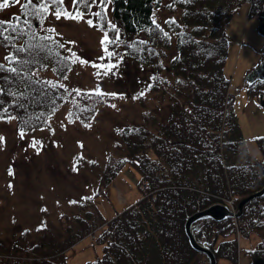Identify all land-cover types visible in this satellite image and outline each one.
I'll use <instances>...</instances> for the list:
<instances>
[{"label":"rangeland","instance_id":"1","mask_svg":"<svg viewBox=\"0 0 264 264\" xmlns=\"http://www.w3.org/2000/svg\"><path fill=\"white\" fill-rule=\"evenodd\" d=\"M171 1L175 4L173 8L169 9V6H164L162 9L158 7L156 10L158 19L167 24L169 29H173L174 25L166 23V18L171 16L180 19L182 9L177 0ZM238 1L240 0H228L231 7H234ZM2 2L3 0H0V3ZM63 7L71 11L72 0H64ZM110 7L111 3L108 5V11ZM21 9H23L21 4H13L12 0H9V6L0 9V20L15 22L17 16L23 13ZM100 10L95 7L92 9L93 12ZM258 10H260V18H264V6L256 7L255 1L244 0L235 6L233 15L226 21L225 31L229 45L224 62V72L233 82L241 86L238 91L233 90V107L236 109V118H238L248 150L257 159L264 161V147L262 149L260 147L264 146V139L261 141V145L258 142L260 141L258 137L264 135V106L258 102V97L247 94L244 80L247 68L257 64L258 60L264 56V34L258 28L260 18L258 14H253ZM50 11H54V8ZM93 19L96 18L93 17ZM32 23L35 28L32 27L30 31H36L38 36L52 35L40 28L36 20L34 22L33 19ZM43 27L55 28L60 34L55 38L65 44L66 48H71L78 57L90 63L69 62L64 66L70 70L63 74L54 72L53 68L57 66V61L62 57L70 56L71 53L50 43L59 56L53 54V59H51L45 58L41 53L39 57L35 58L39 61L38 63L23 65L25 70L29 66L32 74L36 73L31 77V82L25 76L26 72L21 69L22 75L19 78L21 85H25V94L16 96V99L19 97L18 100L24 107L17 108L23 110L28 103H31L32 107H40L42 114L47 105L60 101L62 98L63 102L55 107L57 108L54 109L55 112L46 115L45 121L37 119L40 116V114L35 115L38 113L37 109L34 113L26 111L24 116L27 120L24 121L27 123L24 127L20 126L19 118L11 121L0 120V136L4 137V142L0 145V264H14L16 257L22 254L21 247L17 249L14 246L16 244L23 246L29 241L33 244L38 242L40 253H46L51 259L53 258L54 264H83L89 259L93 260L103 256L105 243L98 240L100 236L98 234L106 225L101 227L94 225L90 229V233L84 234L73 243V246H67L68 248L64 249V252H67V254L65 253L67 255L65 262L63 255H60L63 252H59V246L61 247L66 240L61 243L60 239H56V234L61 235L60 233L63 232L67 238L65 226L71 221L70 215L82 214L85 213L84 209L94 207V204H90L89 199L82 198L92 196L101 184L103 175L100 176V174L103 166L106 164L108 171L112 165L119 163V157L129 155L130 149L125 145L121 132L117 130L127 125L137 124L139 127L146 126L151 134L157 133L160 132L161 122L171 114L168 82L176 81V75H171L165 68L161 70L144 69L145 64L131 58L129 52H120L118 53L119 57L114 56L112 59L107 57L103 60L98 59L105 55L100 44L103 33L96 28H90L83 21L76 22L63 17L56 20L54 16L49 15ZM191 27L192 25L189 27L182 25V28L191 29ZM179 30L177 29V31ZM154 32H158L159 35L163 34L158 29ZM21 39L22 37L18 40ZM38 41L41 43L40 40ZM69 41L75 43H69ZM46 42L44 41L45 44ZM160 44L165 47L163 60L169 61L171 54L176 49L175 41L166 38L162 39ZM109 50L112 51L110 48ZM9 52L14 53L16 49L13 46H6L0 40V58H4L5 54L8 55ZM21 56L23 60L31 61L33 59L28 52ZM118 59L117 67L107 76L102 74L103 67L92 66V63L98 65L116 63ZM97 72H100L101 75L97 76ZM1 75L11 76L13 74L0 72ZM62 75H66L67 80H63ZM17 78H14V81ZM36 80H52L53 82L60 80L66 85V88H48L43 84H36ZM263 84L264 81L261 80L259 87H262ZM152 85L154 87L150 88ZM97 87L105 93L119 95H109L103 99L92 95L89 99L87 92ZM36 89L41 90L44 95L39 94L35 91ZM73 89L81 90L82 94L77 95L72 91ZM142 92L145 95L140 96ZM257 94L258 92L255 95ZM133 97L139 98L133 99ZM74 101L76 102L74 103ZM111 105L116 107L113 108ZM83 108L88 110L81 111ZM70 112L72 113L71 117L68 116ZM11 114L18 117L17 112ZM37 122L40 123L35 124ZM87 124L91 126L86 127ZM20 129H23L25 133L23 138L18 134ZM33 140L38 142L36 148L31 146ZM37 148L40 149L39 152H37ZM151 150L150 154L155 156V152L153 149ZM225 156H223V160ZM231 156L229 153L228 158ZM81 157L83 159H80ZM113 161L115 162L112 163ZM74 166L76 171L73 170ZM9 169H11L12 175H9ZM141 175L136 166L132 165L130 161H126L113 181H110L105 187L107 192L95 194L98 195L95 200L99 210L108 219L114 217L120 209L125 208L140 196L155 191L152 192L151 181ZM245 194L232 192L230 196L239 200ZM228 197L226 196V199ZM70 201H76V203H70ZM256 201L253 207L257 205V220L262 221L256 223L255 219L254 225L258 227L254 226L255 230L251 229L252 225H248V222L254 218L249 205L247 208L249 212L246 214L244 222L241 223L243 233L239 234V264L250 263L249 248L256 244V241L264 233V197L260 195L258 202ZM83 203L86 206L81 207ZM149 217L156 225V215L151 213ZM233 218L238 222L242 220V217ZM101 224L103 223L101 222ZM224 224H227V227L219 233ZM171 225L178 231L179 224L176 225L171 221ZM36 226H40L42 229L40 235L35 231ZM198 227L202 232L201 235H197L198 238H207L212 241V245L215 244V247L229 235H234V233L231 234L232 218H228V222H220L203 217L199 221ZM139 232L143 233L144 231L140 230ZM155 239L156 237L150 236L146 240L145 247L148 251L146 257L144 256L145 252L140 255L137 250L134 255L138 256H127L126 261L130 264H141L137 258L144 256L142 264H150L149 258L150 261H154L151 264H168L170 261H163L160 257V245H162L160 235L158 239ZM129 242L132 243V241ZM224 246L225 251H230L229 244ZM56 247L57 250H52ZM132 248L134 250L136 247ZM197 250L195 257H192V264L199 261V264H207L209 260L207 254L203 250ZM221 261L231 264V259L228 257L221 258ZM21 262L25 264L26 261L22 258ZM49 264L51 263L49 262Z\"/></svg>","mask_w":264,"mask_h":264},{"label":"trees","instance_id":"2","mask_svg":"<svg viewBox=\"0 0 264 264\" xmlns=\"http://www.w3.org/2000/svg\"><path fill=\"white\" fill-rule=\"evenodd\" d=\"M242 1L244 0L238 1L237 4ZM250 1H255L256 7L264 6V0ZM177 2L182 6L180 19L171 16L166 18V22L172 18L175 19L173 29H169L156 14L158 7L173 8L175 4L171 0H111L110 12L107 11V18L118 27L121 38L118 45H108L112 51L129 52L131 58L145 64L144 69L165 68L171 75H176L177 80L173 83L168 82L171 114L159 125L160 132L151 134L146 126L139 127L137 124L121 128L123 131L120 132L125 145L130 149L129 155L119 157V163L112 165L108 171L106 164L103 166L100 174V176L103 175L101 184L94 194L105 190V185L126 161H130L143 177L151 181L152 192L155 191L141 196L135 203L125 207L104 224L106 226L98 234L100 235L98 240L105 243L104 255L93 260L89 259L83 264H130L126 261L127 256L137 257L138 255L134 254L138 250L140 255L145 252L146 257L148 254L145 247L146 240L150 236L158 239L159 235L162 243L160 257L163 261H170L168 264H192V257H195L198 250L193 248L187 237L184 228L186 214L211 201L230 196L232 192L239 194L251 192L264 182V161L257 159L248 150L238 118H236V109L233 107L234 97L228 86L230 78L224 72L229 45L225 24L233 15L237 4L231 7L228 0H177ZM17 17L20 18V26L26 28L23 25L25 16L19 14ZM153 20L160 24L162 30H158L168 33L167 37L154 32L156 27L152 23ZM182 25L187 27L192 25V27L191 29L182 28ZM177 29L180 30L177 31ZM115 35V32L109 30L110 37ZM20 37L22 39L19 41ZM166 38L175 41L176 47L169 61L163 60L165 47L162 44L159 45L160 41ZM0 40L6 45V42ZM38 40H30V33H27L26 29V34L17 36L13 42L15 45L13 48L20 46L27 48L29 43H39ZM46 44L51 47L49 41ZM24 53L26 52L21 55ZM21 55L19 54L20 59H22ZM45 58L53 59V55L45 56ZM0 63L7 64L6 61H0ZM14 66L23 69L26 77L33 76L29 66L26 67L27 70L20 64ZM0 84L6 88L10 87L17 96H21L20 93L25 94V85H21L19 77L16 81L12 79L8 83L0 81ZM252 84L250 91L254 93L258 88ZM153 87L154 85L150 88ZM0 99L5 102L4 106L8 107L11 113H18V121L22 127L25 125L24 120H27L24 116L26 111L34 113L37 109L38 113L35 115L40 114L38 117L45 121L46 115L53 113L55 107L63 102L62 98L60 101L47 105L45 112L41 114L40 107H32L31 103L22 110L14 107L12 97L6 95ZM38 123L40 122L35 124ZM258 138L261 145L264 135ZM260 147L262 149L264 146ZM151 149L155 152V156L150 154ZM229 153L232 159L228 158ZM223 156L227 158V161L225 157L223 160ZM93 196V194L90 195L89 200L94 207L84 209L85 213L70 215L71 221L65 226L67 238L63 232L60 233L61 235L54 233L61 243L66 240L61 247L59 246V252H63L60 255H63L64 262L67 258V252H64V249L67 246H73V243L88 233L94 225L101 227L100 223H103L104 213L95 204ZM258 199L259 197H254L245 203L241 214L242 220L239 223L232 217L222 219L211 217L220 222H228V218H232L231 234L234 233V235H229L216 247L215 244L212 245L219 259L218 264H228L221 261L224 257L230 258L231 264H238L237 231L241 229L240 232L243 233L241 223L249 212L247 209L249 205L254 219L251 218L248 225H252L251 229L255 230L254 226L257 225H254V220H257L258 216H256L257 205L253 207V204L255 201L258 202ZM235 200L237 201V198ZM82 206H86L85 203L81 204ZM151 213L156 215V225L149 217ZM72 219L76 222L72 223ZM171 221L176 225L179 224L178 231L173 229ZM258 221L262 220H257L256 223ZM226 225H222L219 233L225 230ZM36 227L35 231L40 235L42 229L40 226ZM38 228L40 230H37ZM140 230L144 232L140 233ZM201 233V229H198L197 235ZM36 243L29 241L23 246L16 244L14 247L17 249L21 247L22 256L16 257L14 264H23V262L20 263L22 258L26 261L25 264H49V262L54 264L53 258L51 259L46 253H40L39 243ZM157 243H159L158 240ZM227 244L230 251H225L224 245ZM132 247L136 248L133 250ZM52 250H57V247ZM144 256L137 258L141 264ZM249 257V264H264V233L249 249ZM149 262L154 263L153 260L150 261V258Z\"/></svg>","mask_w":264,"mask_h":264},{"label":"snow or ice","instance_id":"3","mask_svg":"<svg viewBox=\"0 0 264 264\" xmlns=\"http://www.w3.org/2000/svg\"><path fill=\"white\" fill-rule=\"evenodd\" d=\"M13 4H21V0H12ZM111 3V0H72V10L69 11L67 8L63 7L64 0H24V2L21 4V7L25 10L24 11V20L23 25L25 27L20 26V18L17 17L16 22L12 21H4L0 20V39H2L4 42H6V46H15L14 41L17 39L18 35H24L27 33H30V40H37L40 41H49L52 45H55L57 48L65 49L69 53H71L70 56L62 57L61 60L57 61V66L53 68L54 72H58L63 74L65 71L70 70L65 68V64L71 62L76 63L79 62L81 64H87L90 63L89 61L83 60L80 57H78L74 52H72L71 48H66L65 44L61 43L59 40H57L55 37L59 36L60 34L56 31L55 28H44L45 20L48 18L49 15L54 16L56 20H60L62 17L64 19L73 20L76 22H85L90 28H96L97 30L101 31L103 33L100 44L102 46L103 52L105 53L104 56L99 57L98 59L103 60L106 57L111 58L113 56L119 57V54L115 51H110L108 45H118L121 42L119 29L118 27L107 18V11H108V5ZM9 6V0H3L2 3H0V9L6 8ZM100 8V11L93 12V8ZM54 8V11H50V9ZM83 9V10H82ZM31 17V19H29ZM87 17V18H86ZM93 17L96 19L94 20ZM37 21V25L42 28L46 33H51L52 35H44V36H38V33L36 32H30L31 28L34 27L32 20ZM152 23L155 25L156 29H161L160 24L153 20ZM166 23H172L175 24V19L172 18L170 21H167ZM111 30L116 33L114 37H110L108 34V31ZM164 36H168L167 32L163 33ZM69 43H75L74 41H69ZM141 43H146L145 41H141ZM23 52H28L33 59L31 61L29 60H23L19 58V54ZM43 53L44 56H52L53 54L59 56V53L55 52V49L50 47L48 44L44 43H29L28 47L25 48L23 46L17 47L16 52H9L8 55L4 57V60L7 61V64L0 63V72L10 73L13 75H2L0 76V81L3 83H8L10 80L20 77L22 75V70L18 69L16 64L20 65H27L29 63H38L39 61L35 59L36 57H39L40 54ZM119 62V59L116 63L107 64V65H98L95 63H92L93 67H103V75L107 76L110 74V72L117 67V64ZM42 67L44 65H41ZM26 75V74H25ZM32 75H36V73H33ZM97 76L101 75L100 72L96 73ZM29 82H31V77H28ZM63 80H67L66 75H62ZM36 84H43L48 88L56 89V88H66V85L63 84L60 80H57L53 82L52 80H36ZM151 87V86H150ZM39 94L44 95V93L36 89ZM73 92H76L77 95H81V90L79 89H73ZM8 95L13 98V105L16 107L23 108L24 105L20 103L18 99H16L17 93L13 92L10 87H4L3 84H0V97ZM19 95L23 96V93H20ZM71 95V93H69ZM92 95L99 96L101 99H103L105 96H115L119 94L115 93H105L102 89L97 87L96 89L90 90L88 93L89 99H91ZM145 95V93H140V96ZM139 97H133V99H138ZM4 101L0 99V120H8L11 121L13 119H18V117L11 115L10 109L6 106H4ZM111 107L115 108V105H111ZM87 108L81 109V111H87ZM55 110H53L54 112ZM68 116L71 117L72 113H68ZM39 119V117H37ZM50 119V118H49ZM79 119V117H77ZM94 119V117H93ZM70 122H73L70 120ZM27 123V121H25ZM86 127H90V124L85 125ZM117 131H123L121 129H118ZM19 136L21 138L24 137L25 133L23 129L19 130ZM4 142V137L0 136V145H2ZM37 141L33 140L31 146L33 148H36ZM83 147V145H81ZM37 152L40 151L39 148L36 149ZM80 159H83L81 157ZM94 163V162H93ZM74 171L77 169L73 168ZM9 175H12L11 169H9ZM9 188H11V185H9ZM82 199H91V197H84ZM70 203H76V201H70ZM41 227H44V225H41ZM37 230H40L39 228Z\"/></svg>","mask_w":264,"mask_h":264},{"label":"water","instance_id":"4","mask_svg":"<svg viewBox=\"0 0 264 264\" xmlns=\"http://www.w3.org/2000/svg\"><path fill=\"white\" fill-rule=\"evenodd\" d=\"M259 31L264 34V19L259 24ZM258 64L251 67L247 73H245L244 79L247 81H252L254 79H258V77L264 78V57H262L257 62ZM259 99L262 105H264V92L259 93ZM264 193V185L258 189L249 192L248 194L244 195L238 201V208L234 209L230 207L225 201H212L210 204L190 211V213L186 214V219L184 223V228L186 229V233L188 235V239L190 243L199 250H204L208 256V263L207 264H217V256L215 253L214 248L211 247L210 243L207 239L200 240L196 236V229L199 227V221L203 217H214L216 219H222L223 217L239 215L243 211L244 203L253 198V196L260 195Z\"/></svg>","mask_w":264,"mask_h":264},{"label":"flooded vegetation","instance_id":"5","mask_svg":"<svg viewBox=\"0 0 264 264\" xmlns=\"http://www.w3.org/2000/svg\"><path fill=\"white\" fill-rule=\"evenodd\" d=\"M263 80H264V78H263ZM260 90H263V91H264V84H263V86H262V87H259V90H258V92H259Z\"/></svg>","mask_w":264,"mask_h":264}]
</instances>
